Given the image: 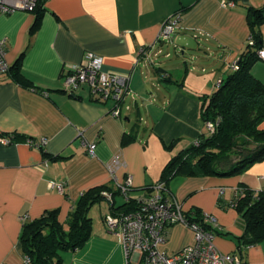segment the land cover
Instances as JSON below:
<instances>
[{
    "label": "crops",
    "instance_id": "crops-1",
    "mask_svg": "<svg viewBox=\"0 0 264 264\" xmlns=\"http://www.w3.org/2000/svg\"><path fill=\"white\" fill-rule=\"evenodd\" d=\"M223 1L46 0L36 29L37 15L27 8L0 15L7 59L12 65L22 55V70L33 85L18 83L8 72L0 75V264H25L24 222L57 208L65 223L86 190L99 185L116 190L128 175L131 198L144 196L165 164L200 138L207 129L202 97L234 70L249 44V7H264V0H233L234 6ZM177 12L181 18L173 40L184 57L159 63L156 55L167 43L159 38L162 23ZM261 31L264 39V23ZM192 38L205 54L198 60L186 57ZM142 47L147 49L141 54ZM87 52L102 56L107 71L130 75L120 117L110 113L114 103L98 100L88 85L75 92L65 89L64 72ZM252 72L264 81V59ZM134 113L148 127L145 133L132 124ZM15 135L23 138L13 140ZM42 138L47 144L37 146ZM86 142H95L93 153ZM116 159L126 165L113 174L109 166ZM51 181L64 182L65 191ZM242 184L264 189V160L231 176L177 175L169 187L185 211L197 206L213 217L222 229L214 240L220 250L237 252L236 237L244 234L245 222L232 201ZM125 201L117 192L112 201L93 205L92 234L81 249L62 253L64 264H128L124 244L104 222L112 205ZM194 242V230L177 223L162 249L176 252ZM242 256L246 264H264V241L244 247Z\"/></svg>",
    "mask_w": 264,
    "mask_h": 264
},
{
    "label": "trees",
    "instance_id": "trees-1",
    "mask_svg": "<svg viewBox=\"0 0 264 264\" xmlns=\"http://www.w3.org/2000/svg\"><path fill=\"white\" fill-rule=\"evenodd\" d=\"M45 1L37 0L33 10L37 15L33 29L40 24L46 9ZM248 12L252 41L238 60L239 68L222 79L211 95L202 97L203 121L205 124L208 121L215 122L216 129L212 133L205 129L195 143L180 150L165 164L159 181L164 182L167 187L177 175L231 176L264 160V127L261 126L264 121V81L252 72V66L260 59L258 52L264 47L261 31L264 7L251 6ZM8 73L18 83L27 87L33 86L22 70V55L10 65ZM21 138V135H15L13 140ZM172 146L173 144L170 145ZM46 155L49 156L48 153ZM60 157L61 155L53 156ZM105 191H110L113 195L119 192L111 185L89 188L80 196L65 223L59 220L57 208L24 222L20 236L21 251L24 256L29 257V264H64V251L75 252L81 249L93 230L90 210L94 204L107 198ZM232 205L245 222L244 234L236 237V253L243 257L244 247L264 241V189L257 191L242 184ZM136 207L137 201L134 198L126 200L118 207L112 205L114 212H129ZM185 214L189 223H197L215 235L222 233V229L214 226L210 215L200 207H193L185 211Z\"/></svg>",
    "mask_w": 264,
    "mask_h": 264
},
{
    "label": "built area",
    "instance_id": "built-area-1",
    "mask_svg": "<svg viewBox=\"0 0 264 264\" xmlns=\"http://www.w3.org/2000/svg\"><path fill=\"white\" fill-rule=\"evenodd\" d=\"M36 3L37 0H0V15L10 13L17 8H27L33 11ZM223 5L234 6L235 2L224 0ZM180 18V12L166 18L162 23L159 38L167 41L173 39ZM251 41L252 37H250ZM146 49L142 47L140 53L146 52ZM258 54L264 59V47L259 50ZM232 66L234 70L238 69V61ZM9 68L6 39H0V75L7 73ZM221 82L219 80L217 86ZM64 85L69 92H75L84 85H88L98 100L112 101L114 105L110 113L115 117H120L126 96L130 92V75L107 71L104 68L102 56L87 52L81 63L71 65L64 72ZM205 125L211 133L216 129L215 122L208 121ZM46 144V138L36 143L37 146ZM86 146L88 152L93 153L96 144L86 142ZM125 165V161L116 159L109 169L114 174L118 168ZM50 184L60 192L65 191L64 182L51 181ZM116 188L126 200L131 199L132 176L128 175L125 182ZM105 194L112 201V192L105 191ZM134 199L137 201V207L134 210L111 211L104 217L107 228L118 235L124 244L129 256L128 264H246L236 252L220 250L214 242L215 233L205 230L197 223H189L182 203L164 182L158 181L151 186L146 195ZM210 219L213 220V217L210 216ZM177 223H184L194 230L195 242L179 251L169 252L162 249V245L167 242L171 227ZM135 253H138V256L134 258ZM29 262V257L25 256V264Z\"/></svg>",
    "mask_w": 264,
    "mask_h": 264
},
{
    "label": "rangeland",
    "instance_id": "rangeland-1",
    "mask_svg": "<svg viewBox=\"0 0 264 264\" xmlns=\"http://www.w3.org/2000/svg\"><path fill=\"white\" fill-rule=\"evenodd\" d=\"M176 36V35H175ZM179 44V43H178ZM186 57H188L190 60L191 58L194 59V60H198V55L201 54L202 56H204V52L200 51V49H198V43H197V40H195L194 38H192L191 40V44L188 45L186 44ZM158 46L155 50L158 51ZM167 54H170V56H167ZM157 57V60L158 62L160 63V61L162 63H168V62H173L174 60L178 59V58H183L184 55L183 53L181 52V49L178 47V45H175V40L171 39V40H168L166 44L163 45V51L162 53H158L156 55ZM199 68V71L201 72V67H197ZM128 99V98H127ZM130 98L128 99V101L130 102ZM127 101V102H128ZM128 102V103H129ZM128 111L124 109L123 113L126 114ZM141 117H138L136 116V114L134 113L133 114V118H132V124L133 125H138V129L140 130V132L142 133H145V129L148 127L146 126V124L144 123L143 120H140ZM143 137H140V139H142ZM118 200H121V196H118ZM138 256V253H135L133 255V257H137Z\"/></svg>",
    "mask_w": 264,
    "mask_h": 264
}]
</instances>
